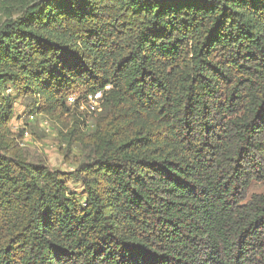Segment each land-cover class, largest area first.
<instances>
[{
	"label": "trees",
	"instance_id": "obj_1",
	"mask_svg": "<svg viewBox=\"0 0 264 264\" xmlns=\"http://www.w3.org/2000/svg\"><path fill=\"white\" fill-rule=\"evenodd\" d=\"M106 87L92 126L67 106ZM261 183L264 0H0V264H264Z\"/></svg>",
	"mask_w": 264,
	"mask_h": 264
},
{
	"label": "rangeland",
	"instance_id": "obj_2",
	"mask_svg": "<svg viewBox=\"0 0 264 264\" xmlns=\"http://www.w3.org/2000/svg\"><path fill=\"white\" fill-rule=\"evenodd\" d=\"M15 97V95H13ZM77 100L78 97L74 95ZM82 100V99H81ZM79 100V104L81 102ZM39 104L35 103L31 99H18L16 98L13 106V115L9 123L13 137H17V145L25 150L29 160L37 162L45 160L46 164L50 168H55L61 171H69L70 165L65 163L64 153L66 146L63 145L58 137V130L63 131L61 124L51 120L50 118L42 115L39 111ZM71 110L76 108L78 114H83L88 119L89 125L92 126L91 114L81 107L69 104ZM101 108L97 109L99 113ZM65 122L68 120L67 116L63 117ZM48 129V130H47ZM23 132V133H20ZM72 154H77L74 148ZM76 189L80 190V185L76 184ZM264 191V183L255 184L252 186L250 193H260Z\"/></svg>",
	"mask_w": 264,
	"mask_h": 264
},
{
	"label": "built area",
	"instance_id": "obj_3",
	"mask_svg": "<svg viewBox=\"0 0 264 264\" xmlns=\"http://www.w3.org/2000/svg\"><path fill=\"white\" fill-rule=\"evenodd\" d=\"M108 89H109V87H106L104 89V91H100V92L94 93L92 95H88L87 97H84L81 100L80 104H79V102H76V99L74 98V96H69L67 98V102L69 104H73L75 106L77 105L78 108H79V105H81V107H84L88 111V113L91 114L100 108V105H101L102 100H103L104 92L107 91Z\"/></svg>",
	"mask_w": 264,
	"mask_h": 264
}]
</instances>
